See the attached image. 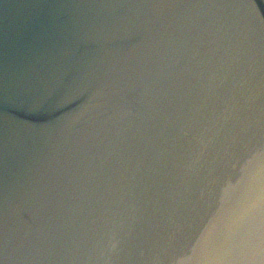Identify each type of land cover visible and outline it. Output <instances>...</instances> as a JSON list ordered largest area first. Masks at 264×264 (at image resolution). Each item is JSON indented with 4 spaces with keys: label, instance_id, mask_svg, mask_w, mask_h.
Listing matches in <instances>:
<instances>
[{
    "label": "water",
    "instance_id": "water-1",
    "mask_svg": "<svg viewBox=\"0 0 264 264\" xmlns=\"http://www.w3.org/2000/svg\"><path fill=\"white\" fill-rule=\"evenodd\" d=\"M0 264H264V0H0Z\"/></svg>",
    "mask_w": 264,
    "mask_h": 264
}]
</instances>
